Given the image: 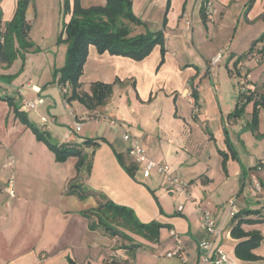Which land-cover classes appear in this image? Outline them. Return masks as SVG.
<instances>
[{
    "label": "crops",
    "instance_id": "obj_1",
    "mask_svg": "<svg viewBox=\"0 0 264 264\" xmlns=\"http://www.w3.org/2000/svg\"><path fill=\"white\" fill-rule=\"evenodd\" d=\"M19 1L0 0L4 26L13 20ZM81 3L90 8L104 6L106 1ZM250 3L133 0V12L143 23L133 27V34L152 32L154 27L159 31L167 19L166 53L162 58L157 47L144 60L135 61L101 54L91 46L81 90L91 94L93 84L103 83L112 85V94L104 105L89 110L77 101L68 103L60 87L51 82L53 71L65 64L68 45H59L56 38L35 40L39 17L35 2H29L26 22L34 47L22 52L24 61L18 55L11 65L0 63V96L10 95L20 106L42 100L33 113L25 110L30 121L54 145L81 150L90 169L84 168L78 176V158L58 162L7 102L0 100V264H69V258L78 264H201L216 249L231 264H242L235 256L238 241L231 236L228 201L236 198L238 211L264 212V168L255 170L256 162L264 163V108L259 110L257 132L251 128L254 103L264 97V59L245 57L264 37V0H254L249 7ZM203 4L211 8L206 21ZM63 27H57L55 35ZM238 30L244 36L238 38ZM220 51L225 55L213 66ZM223 62L225 66L220 67ZM232 64L240 65L239 74L253 96L241 117L231 116L238 109L243 85L236 81ZM79 124L82 130L76 132ZM124 135L130 140H124ZM136 145L187 182L188 194L177 197L167 192L164 176L145 178L143 166L131 153ZM222 154L227 155L225 164ZM250 180L262 184L257 198L249 191ZM72 184L132 208L141 222L165 225L158 241L122 230L133 238L129 242L90 230L94 220L82 213L96 209L98 201L68 194ZM9 186L13 196L6 192ZM202 210L214 215L218 237L202 228ZM242 228L264 237V225ZM172 231L186 244L187 263L167 257L175 245ZM206 241L213 243L210 251L200 247ZM134 244L140 248L132 259L127 247ZM254 253L264 259V239Z\"/></svg>",
    "mask_w": 264,
    "mask_h": 264
},
{
    "label": "trees",
    "instance_id": "obj_2",
    "mask_svg": "<svg viewBox=\"0 0 264 264\" xmlns=\"http://www.w3.org/2000/svg\"><path fill=\"white\" fill-rule=\"evenodd\" d=\"M104 6L84 8L81 0H66L65 11L70 13L71 19L66 24L58 38V43L64 42L68 45L65 64L60 69L54 70V77L58 85L68 84L70 94H66L68 103L77 101L89 110H94L106 103L112 94V85L95 83L91 86V94L82 92L81 77L84 66L88 59L89 48L94 46L98 52L109 53L114 56H122L142 61L147 58L155 48L161 49L162 58L166 53L165 27L167 19L164 18L163 28L157 32H145L133 34V27L143 25L142 21L133 12V0H105ZM30 0L18 2L13 20L3 25L2 10L0 8V63L11 65L18 55L22 60L25 57L22 52H26L34 45L29 41L30 25L26 22V11ZM254 0H251L253 3ZM251 3L249 7L251 6ZM169 6V4H168ZM202 18L206 21L208 12L203 4ZM65 36V39H63ZM16 44L18 48H16ZM254 51L259 52L264 59V37L256 41L245 57H251ZM241 59V58H240ZM193 96L197 100V91L193 90ZM0 100L7 102L13 109L14 114L22 124L30 128L37 139L55 154L58 162H66L71 157L78 158L76 164L77 175L79 176L84 168L90 169V163L81 150H76L70 146L58 147L54 145L48 136L40 131L29 119L24 108L20 106L15 98L10 95L0 96ZM253 96L248 94L240 97L238 109L232 117H241L246 106L251 103ZM264 108V97L258 98L254 103L252 131L257 132L259 110ZM224 164L227 155L222 154ZM264 168V165H260ZM256 170V168H255ZM262 185V184H261ZM68 194L77 195L81 200L93 196L98 201V207L94 210L83 212L82 215L89 220V228L92 231L100 230L103 235L110 238H121L129 242H134L125 231L142 237L150 242L158 241L161 229L165 225L158 222L144 223L136 216L134 210L124 205H119L106 198L102 192L84 189L80 184H72L68 189ZM250 216L257 219L249 220ZM264 223V212L243 210L233 217L231 236L237 240L235 256L242 264H264V259L257 256V250L264 237L259 231L245 232L242 228L245 224ZM125 230V231H122ZM140 245L128 246L130 256L135 258L136 250ZM69 264H78L69 258Z\"/></svg>",
    "mask_w": 264,
    "mask_h": 264
},
{
    "label": "built area",
    "instance_id": "obj_3",
    "mask_svg": "<svg viewBox=\"0 0 264 264\" xmlns=\"http://www.w3.org/2000/svg\"><path fill=\"white\" fill-rule=\"evenodd\" d=\"M207 12L209 13L211 11V8L209 6L206 7ZM225 55V51H220L216 57L212 60V65H217L222 58ZM251 58H257L262 59V55L254 51L251 55ZM66 88L68 87V84L65 85ZM69 88V87H68ZM32 90L39 93V89H36V87H32ZM241 93L242 95H245L247 93V89L245 86V82L243 80V85L241 87ZM64 94H67V90H64ZM42 103V100H39L38 102H23L22 107L24 110H35L37 107V104ZM194 111L197 112L198 109L194 107ZM42 122H46V119H42ZM76 132H80L82 130V124H79L76 126ZM124 140L129 141L130 136L124 135ZM131 153L136 157L137 162L143 166V176L145 178H149L151 175L156 174L160 176H164L166 178L167 183V190L170 191L172 194H174L177 197H180L184 194H188L189 185L187 182L183 181L179 175H176L175 173H171L170 168L166 165L159 164L155 161H152L149 159L146 155V150L141 146H133L131 148ZM249 187L250 193L253 195V197L257 198V196L261 192V186L258 181L252 180ZM6 192L13 196V190L11 189V186H9L6 189ZM237 199L232 198L228 201V205L230 206V212L229 217L233 218L235 217L239 211L236 205ZM179 211L182 210V207L180 206L178 208ZM201 215V222H202V228L208 232L212 237H218L220 235V231L217 228V221L214 217V215L206 210L200 211ZM171 237L174 240V248L167 254V257L172 258L176 257L179 258L182 262L187 263L188 262V256H187V248L186 244L184 243L182 237L172 231ZM200 247L203 250L210 251L213 248V243L211 241H206L201 243ZM201 264H231L229 261L227 255L220 249H216L211 257H203Z\"/></svg>",
    "mask_w": 264,
    "mask_h": 264
},
{
    "label": "rangeland",
    "instance_id": "obj_4",
    "mask_svg": "<svg viewBox=\"0 0 264 264\" xmlns=\"http://www.w3.org/2000/svg\"><path fill=\"white\" fill-rule=\"evenodd\" d=\"M32 1L35 2V6H36L38 17H39V21L34 27L33 36H34L35 40L37 42H42V40H41L42 37H45L47 41L53 40L52 38H56V40L58 41L60 33H58V35H55L57 33V27L60 26V28H61L62 26H65L66 24H68L70 22V19H71L70 13L65 11V1L66 0H30V2H32ZM151 31L155 32L157 30L154 27V28H151ZM262 34H260L259 36L261 37ZM242 36H244V32H242L241 30H238L237 37L240 38ZM58 44L61 45V44H64V42H61ZM249 47H248V49H249ZM234 51H236V50H234ZM225 63L226 62H223V64H221L220 67H224ZM239 68H240V65L235 67L232 64L231 70L234 71L236 81H241L240 82V87H241V83L243 82V78L239 74ZM51 82L52 83L54 82L56 84V87H57L58 83L55 80L54 71H53ZM237 85L239 86L238 82H237ZM58 86L60 88L59 87H57V88L61 89L62 92H64V90L66 89L68 95L71 93L68 87L66 88V86H64V85H58ZM30 111L33 113L34 110H30ZM263 149H262V151H264ZM260 158H262V156ZM260 165H264V163L256 162L255 168L256 169L260 168ZM170 171H171V173H173V171L171 169H170ZM256 181H258V180H256ZM260 186H261V192H262L261 183H260ZM167 192L170 193V191H168V190H167ZM261 192H260V194H261ZM116 194H119V193H116ZM238 194H241V193H238ZM260 194L257 197H259ZM227 206H228L227 207L228 209L227 208L226 209L228 210L227 211V215H228L230 212V206L228 204H227ZM135 214L137 217L139 216V214L137 212ZM263 225H264V223L259 224V226H263Z\"/></svg>",
    "mask_w": 264,
    "mask_h": 264
}]
</instances>
